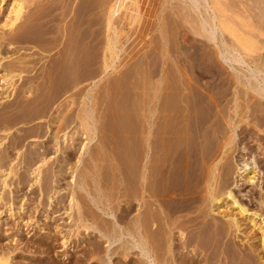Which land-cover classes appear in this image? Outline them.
<instances>
[{
	"label": "bare ground",
	"instance_id": "1",
	"mask_svg": "<svg viewBox=\"0 0 264 264\" xmlns=\"http://www.w3.org/2000/svg\"><path fill=\"white\" fill-rule=\"evenodd\" d=\"M55 1H63V0H0V14H1L0 16H2V19H0L1 21L0 22V108L4 112V115L0 116V132L4 133V136L0 139V146L2 145L1 142H3V140L7 138V136L9 135L10 131H12L14 125H16L18 122L27 124L35 120L40 121V119H42L47 114L48 108L52 106L54 101L55 100L57 101V98L65 95V98L63 99L65 102L59 103L60 104L58 105L59 108L57 109L58 107L57 106L54 109L55 116L54 117L52 116L50 118L48 122V126H46L47 127L46 130L50 131V134L49 132L48 134H49V139L52 140V146L56 147V151H55L56 153L58 152V150L59 151L61 150L60 145L64 143L62 153L65 157L64 159L61 158L64 161L63 162L64 166H60V167L57 166L59 167V170L57 171L58 175H55L57 181H59L60 177L63 180L65 178L64 175L67 173L70 176L71 180L73 179L75 180L74 168L76 169L79 167V164L81 165L84 163L81 161L84 157L83 156L84 154H88V156H90L94 162L90 164L91 165L93 164L92 166L93 167L95 166V168L89 167L88 162L87 161L85 162L87 163L88 170L91 168L89 172H91L92 168L96 169L95 172L99 174L98 176L100 177L102 176L103 178L102 177L101 178L103 180L105 178V180L108 181V183L106 184H109V181H111L112 178H115V176H113V174L110 173L111 170L114 168L111 169V167H113L112 165L113 163L111 164L112 166L111 165L108 166L107 163L108 158H110L112 162L114 163L116 162V164H114V167L116 168L118 174L121 175L118 177L119 179L123 180L125 174H126L125 177H127L128 174L127 172L129 170L131 171L130 172L131 175L137 176V174L135 173H139L140 166L137 164L141 162L140 159L143 158L142 152L144 150L146 151V149L148 151L151 150L152 152V155H150L151 157L150 161L148 159V162L150 163L152 162V164H150L151 166L148 164V166L151 167L148 170L152 169L150 171L152 172V174H150L148 171L149 173L148 175H151L152 177L150 179L151 180L150 190L152 191L151 194H154L155 192L154 194L155 212L152 208L151 210H148V208L146 207L147 210L145 214L143 213V215L141 216L137 213L139 216L136 218L134 217L133 224L131 225L129 224L126 228H124V231L127 234L135 235L137 237L138 242L135 245L133 244L132 247H128V245L122 243L121 246L119 247V249L122 250L121 253L122 258L123 257L126 258L128 256L127 250L133 248H141L140 254L143 256L142 247H139V245H141L147 247L151 251L152 256H154L155 263L166 264L164 259L162 258V255L165 252L166 253L171 252L172 247L175 245L174 244L175 241L177 240L181 241L179 243H182L181 247L185 249L186 244L184 238H185V234L187 233V231L185 233V230L187 229V227H189L188 225H190L189 224L190 221L185 222L186 220L182 221L183 219L181 220V218H183L184 216V219H188V220L190 219L188 218L189 217L188 215L193 214L192 210L195 207L194 205L197 202H199V198H200L201 199L200 205L195 207V208L198 207L197 213L199 215L198 214L197 215L202 217L203 220L206 219L207 217H210V219L212 220L211 223H213L212 225H214L213 228L214 227L216 228L214 229L216 230L215 233L219 230L218 228L221 226L222 228L220 229L222 231L220 232H222V236H226L230 228L233 227L235 231L242 232L244 238L246 239V242L254 241V240L259 242V244L256 243L258 245L251 243L250 253L256 258L259 264H264V208L262 209H255L253 207L250 208V205L248 207L237 197V195L229 188L228 186L229 184L227 183V180L225 178L226 177L225 175H227L228 171L226 173L219 172L220 170L223 171V162L221 161L222 164L218 166L220 159L218 161L216 160L221 151L220 150L219 152L217 151L218 155L214 156L216 154L215 152L216 150L214 149L216 145L214 147L209 142L210 140L208 142L207 140L206 142H203V140H205L204 138H206L205 136L207 135L206 134L207 131L203 132L202 129L203 128L205 129V126L207 124L206 122L208 119H210L204 112L206 110L205 107V105H207L206 103H210L208 102L209 100L205 103V100H203L204 97L202 98V96L204 95L201 96L200 89H197L200 90L199 91L200 93L194 90L196 94H193L194 92L192 93L190 92L192 94L190 96V94L188 93L189 90L186 88V92L185 90L184 92L188 93L189 96L186 94L181 95V91L176 86L178 84H173L172 80L167 82L166 80L163 79L165 82L163 86H161V82H155V85H153V83L150 82L153 77L152 76L153 74L151 75L150 73H152V71H156V69L154 68H153L154 70H150L151 72L149 74L144 73V71L146 70L140 71L139 69H134V71H132V74H134L133 75L134 79L131 81L129 80V78H131L130 77L131 73H129L127 69L129 66L126 65L127 68L126 67L125 68L127 70L121 69L122 71L121 70L118 71L117 68H115V67H119L116 66L115 63H117L116 61L118 60V58H120L121 55H123L121 53H123L128 46H131L134 43L133 42L134 40L139 39V38L136 39V37L140 36L141 38L140 34L142 32V24H144L146 17L148 16L147 15V13L149 12L148 9L153 8L151 7L152 6L151 1L133 0L134 6L132 7L131 10L132 13L129 14L125 9H123L124 7L123 5L126 2V0H86V5L78 8V9L83 8L82 11L84 12L86 18L83 16L81 17L80 15L77 18V13H76L77 10L76 11L72 10V5H71L72 3L71 1H69L65 5V8L61 11L60 17L54 18L56 16L53 15V12H55L54 10L57 8H53L52 6L54 5ZM188 1H190L189 6L197 14L199 21V27L197 30L194 31V34L207 40V42L213 43L212 45H214L215 48L213 49V51L215 50L222 60L230 61L239 66L244 65L246 69H249L250 71L249 77L254 79L255 84L249 83L247 89L252 90L253 92H255V94H257L261 98H264V63L260 62L261 56H264L262 55L264 53L259 54V52L257 51L258 47H259L258 49L264 50V48H262V46L264 45L260 47L259 46L260 43L259 41L257 42L255 37L256 33H258L260 37L264 38V30H261L255 25L252 27L248 25H244V26L238 25L237 22L234 21L235 15L232 16L233 15L232 13L231 14L228 13L229 8L226 5H224L223 3L224 0H188ZM55 5L56 6L59 5V7L60 5L62 6V4H55ZM234 8L235 7H232V9ZM60 9L61 8H58V10ZM71 11L76 13L74 15H76V18L78 20L75 23H73L74 21H71L72 23L71 24L69 23L68 26L67 24L68 21L66 22V19L71 14ZM154 12L155 9L152 11V14L150 13L151 15L148 17L152 19L154 16L153 14H155ZM137 13H139V15L141 14L140 15L141 17L138 16ZM137 16L139 18L136 21ZM236 19H238L237 16ZM238 20L241 22L240 19ZM165 21L166 20L158 18L157 30L161 34L165 33V26L167 25V24L165 25ZM98 24H102L104 27L102 38H98V36L100 35L98 31L95 32L96 30L94 31V29H91L93 26ZM125 26L127 27L125 28ZM84 27H86V29H84ZM124 29H126V31H124ZM253 32L255 33L253 34ZM178 34H179L178 40H180V42L185 44L188 40L187 33L185 31H180ZM225 36L228 37V41L225 39ZM128 37H130L129 40H127ZM125 39L127 41H125ZM168 42L170 43V40ZM2 43L4 44L6 43L7 47H11L16 44L26 43L28 47H20V48L17 47L16 49H14L13 47L12 48L13 50L11 49L12 51L11 50L4 51L5 54L3 56L2 55L3 53H1L3 52L1 51L3 45ZM254 45H255V50H254L255 52L252 51ZM21 48L28 51L33 48H36L38 53L50 54L51 52H55L57 54V57H55L54 59L49 58L48 60L49 62L51 60L52 61L49 63V67L46 66V68H48L47 78L45 77L46 73L45 75H43L45 77V78L43 77L44 80L46 81L47 79V83L45 82L47 85H44L46 87H44L42 83L41 86L40 84L36 83V81L41 77L38 76L37 78V76H32V77L27 76L28 74L32 73L34 70L37 69L36 64H38V62L41 59L42 60L44 59L45 57L43 56L44 54L41 55V57L39 56L40 58L38 60L35 59L37 57L36 56L37 54L35 53L37 52L34 53L26 52L24 54L22 53V55L21 54L17 55V53ZM133 50L134 48L132 49V51ZM31 57L34 59V61H32L33 59L30 60ZM46 65H48V62L46 63ZM179 69L181 68L179 67ZM169 73L168 74L165 73V75L166 74L169 75ZM172 73L174 74V72ZM217 73L220 72L218 71ZM221 74L223 73L221 72ZM219 75L220 74H218L217 76ZM111 76L112 78L109 80L108 78ZM88 79L91 80L92 85L87 90L85 89L86 91L83 94V96L80 98V104L78 105L77 112L75 114V118L79 122V128L78 129L76 128L77 130L74 131L70 136H68V132L66 133V131L64 132V130L67 129L71 124V114L73 112V108L76 102L74 96H66V95L72 94L75 96H80V94H82V92L84 91L81 88V86H83L81 83H85L86 80L90 81ZM200 79L201 78H199V80ZM168 80H170V78ZM101 82L105 83L104 89L107 97L110 98L111 96H113V98L111 97L113 103L111 104V106L112 105L113 106L111 107L110 104L107 103L105 108L106 111L104 110L105 112L102 114V118L100 120L101 127H99V129L101 128V130L99 131L97 130V132L102 133L101 134L102 141L100 140L101 142L99 144L98 142H96L97 145L94 142L95 145L94 149H96L97 146V150L93 153V151L91 152L90 148L93 146L94 139L95 138L97 139V137H95V134L97 133L96 132L97 127H94L95 122L92 118L96 107L95 105H97L98 103L96 104L95 101L92 103L91 100L93 97L92 95L93 90ZM183 83H185V81ZM192 83L190 85L194 84ZM197 84L198 83H196V88H197ZM42 86L43 88H41ZM79 86L81 89L79 88ZM45 88L46 91H44ZM34 91L36 92L35 94L33 93ZM191 91H193V88L191 89ZM31 96L32 98L30 99ZM13 97L19 98V102L16 98V101L18 102L16 103V105H14L15 103L10 102L11 98ZM35 100L38 101V104L43 103V105L39 108V110L37 108L36 110L34 109L32 110L31 108L33 106L29 108V106L33 104V101ZM152 101H155V108L152 107L151 109H153V111H151V113H148V115L147 114L145 115V113H143V111H145L143 110L145 108V102H152ZM18 107H20L19 110ZM15 109L17 111H15ZM30 109L31 111L28 112ZM13 111H15V113H19V115L15 114L16 117H14L15 115L13 114L10 115L9 113ZM153 114L155 115V131L152 130L150 131L151 128H148L149 131L147 132V135L145 134V139H144L143 129L145 128L143 127V125L146 123L145 124L146 127L154 126L151 125V123L153 122L151 123L149 122V119L152 117ZM143 115H145L144 118L146 117V119H143L144 121L142 125ZM246 124H248L247 121ZM240 125L241 124H239L238 126L240 127ZM35 126L36 127L33 133L30 134V136L32 137V135L34 134L33 135L34 137L35 136L40 137L39 131H41V125L39 124ZM236 127L237 126H232L230 128L231 136L227 138V140L228 139L229 140L228 141L226 140L225 146L229 144L231 137H232L231 139H234L235 136L234 130L236 129ZM26 131L29 132L27 129ZM26 131L23 130V132H25L24 134L22 131L20 132L23 135L19 137L17 141L14 140L13 142L10 141L14 144L13 146L5 147L7 148L5 150V155L4 152L3 155L0 154L1 155L0 173L3 174L2 175L3 179L1 180V188L3 189V191L0 192V203H2V201L4 200L3 198L4 189L9 186L7 183L8 182L7 179H11L15 177L17 171L20 169V164H22L19 161L22 157L18 156L20 159L16 158L15 161L13 157L10 156L8 157L9 151L7 150L10 149L12 151L14 150L16 151L17 154V150L19 149L17 148L16 150V146H18L19 144L21 145L22 139H23L22 142H24V139L30 137L26 134L27 133ZM61 132L64 133H62V135L58 137V135ZM208 133H210L209 130ZM225 135L226 134H223L222 137L225 138L226 137ZM15 137H17V135ZM15 137L13 138L16 140ZM141 138L145 140L144 142L146 143L149 142L146 144L147 146L143 145L146 148L142 147L141 149V145L145 144L143 142L141 143ZM58 139L60 140L58 141ZM212 139L213 137H211V140ZM218 139L216 138V140ZM225 139H223V141ZM214 140L215 139H213V141ZM69 141H70L69 143L70 145L68 144ZM97 141H99V139H97ZM46 142H48V139L46 140ZM40 144H42V142H40ZM214 144H216V142ZM70 147H72L71 148L72 151L74 150V152H79V156L77 155L76 162H74L73 164H70V160L72 157L71 155L72 153L69 152ZM219 148H217V150ZM257 148H259L262 151V153H264V147H261V145L258 143H257ZM230 149L231 147L229 148V151ZM26 150L32 152L30 153L29 151H27L29 152L28 155L24 151L25 154L30 157H28V159L25 161L24 159L22 160L23 162L22 165L32 175L30 182L29 183L27 182V184L29 187H31L34 184L36 186L40 185L39 183L41 181V178L43 177L42 176L44 170L43 168L47 163H49L47 161L49 160V155L46 151L42 153L38 152L39 153L38 154L31 149L27 148ZM140 154H142V156ZM139 155L141 156L140 159L137 158ZM1 157H3V159H1ZM90 157L88 160H90ZM4 158H10V159H7V161H3ZM133 158L135 160L137 158V160L140 161H138L137 163L133 161L134 160ZM1 160L3 163L5 162V164H3ZM3 167L4 169H2ZM217 167H219L220 170H218V172L216 173ZM81 168H82L81 169L82 172L79 173V177H81V179L85 178L86 180V178L89 177V174L91 175V173H88V170L86 168L85 170H87L86 172L88 173V176L86 177L87 173L83 170L84 167L81 166ZM236 168H237V173L241 172L242 174H244L242 175V179H241L243 180L244 183H247L249 185L251 184V186L255 188L259 187V181L261 179L260 170L256 166V163L252 157L247 161L242 160L239 165H236ZM126 169L128 170L127 172H125ZM136 169H138L137 172ZM144 169H147V167L143 168V170ZM122 171L124 173V176ZM112 172L114 173V175L115 174L117 175L115 171L112 170ZM141 172L143 171H141L140 169L139 174H141ZM143 173L141 175H145ZM110 174H112V178ZM92 175L95 176L97 174L94 173ZM139 176L140 175H138L137 177ZM145 177H147V175ZM101 178L99 179L98 177L97 179L101 180ZM128 178L129 180L125 178L128 181V183H125L124 185L130 184L129 183L130 180L132 182V179L134 178L136 179V177L131 178L130 174ZM147 178L149 180L150 177L148 176ZM147 178H145L146 181L144 178L142 179L143 181H145L144 183L147 182ZM125 179L123 180V182L125 181ZM135 179L133 181H135ZM137 179L138 181H136L135 184L134 183L130 184V188L133 190L136 189L137 191H140V193H142L140 188L142 187V185L140 184L141 186L140 187L138 186L139 185L138 182L140 180L139 178ZM105 180L104 182H107ZM122 180L121 181L119 180V182H122ZM114 182H116V180ZM133 184L136 185V187L138 186L139 189L133 187ZM147 184L149 185L150 181L149 183L147 182ZM111 185H114V183L109 185L110 187L114 188V186ZM143 186L145 187V184H143ZM57 189H59L57 192L55 190H54L55 192L53 191L54 192L53 196H55L54 194H58V192L63 190L60 187H58ZM111 189H109V191H111ZM146 189L148 190V188ZM145 190L143 189V191ZM137 191H132V192L138 193ZM201 192H204L203 195ZM113 193L114 192L112 190V192L110 194L108 193V195L106 196L107 197L109 196L110 199L112 200L114 199V197L111 198V196H113L112 195ZM148 193L150 194V192ZM75 197L76 196L74 195V193L68 195V204L64 205V212L67 213V218L71 220V222L72 221L75 222L74 220L75 218L73 217L75 209H77L78 214L81 213L80 206L78 204V201L76 200L77 197L76 198ZM109 197L108 200H110ZM21 201H22L21 199L18 201L17 213H19L20 210H23L24 208L23 205L21 204L22 203ZM139 201L140 200H138V202ZM191 206L194 207L190 209ZM112 210L114 212H117L118 208L113 207ZM8 213L10 217L15 216V214L17 215V213H14L11 210H9ZM1 214L2 213L0 212V221L2 219ZM214 215L219 216L222 220H224L223 221L224 224L221 223L216 224ZM194 218H192L193 220L191 219V222L194 221ZM86 221L87 222L90 221L91 225L93 224L95 229L101 232L102 237H104L106 240L107 246H109V244L112 241H120V238L122 237L121 236L122 232H118L116 226L114 227L113 225V228H111L108 226L109 224L108 225L105 224L104 221H96L93 216L90 219H86ZM196 223L194 222V224ZM206 223H208L205 224V226H207L206 233H208V230L211 229V227L208 229L210 222L206 221ZM209 232L211 233L208 234H212L213 236L214 232L212 233V230H209ZM255 232L258 233L259 235L257 236ZM198 234L199 236L197 235L196 237L197 239L199 237L197 244L204 243V242H199L200 238L202 240V237H200L201 233ZM204 234L203 237L208 236V234L205 235ZM209 237L211 236L209 235ZM205 239H209V238H203V240ZM1 240L2 239L0 237V243ZM16 242H19V240L17 241V238L15 240V243ZM20 244H22V242ZM1 245H0V249H1ZM236 245L238 246V244ZM10 248H12V250L6 248V250L2 249L0 251V264H21L22 260H20V257L16 254L15 252L16 248L15 249H13V247ZM96 249L95 250L93 249L91 254L89 253L90 260H92L94 257L96 259V254L98 251V250L96 251ZM229 250L230 249H228L229 255L230 257H232L233 253ZM246 254L248 255V253ZM249 257L250 256L245 258L246 260L242 261L241 263L252 264V261ZM31 261L33 264H42L40 260L33 259ZM24 262L27 263L26 260H24ZM100 264H102V262H100Z\"/></svg>",
	"mask_w": 264,
	"mask_h": 264
},
{
	"label": "rangeland",
	"instance_id": "2",
	"mask_svg": "<svg viewBox=\"0 0 264 264\" xmlns=\"http://www.w3.org/2000/svg\"><path fill=\"white\" fill-rule=\"evenodd\" d=\"M69 1H71V3H72L71 4L72 10L73 11L77 10L76 11L77 18L79 17V15L81 17L83 16L86 18L84 12L82 11L83 8L78 9L81 6L83 7L86 5V0L55 1L54 5L55 4H62L63 7L61 5H60V7H59V5H57L58 7L56 5L52 6L53 8H57L54 10L57 14L55 12H53V15L56 16L54 18L60 17L61 11L65 8V5ZM150 1H151V5H152L151 7H153V8L150 7L151 9H148L149 12L147 13V15L150 16L152 14V11L155 9V12H154L155 14H153L154 15L153 18L151 19L148 16L146 17L144 24H142V32L140 34L141 38H140V36L136 37V39H138V38L139 39L134 40L133 41L134 43L131 46L127 47V49L125 50L126 52L124 50H123L124 52L122 51L123 53H121V54H123V55H121V57H120L121 59L118 58V60L116 61L117 63H115V65L119 66V67H115V68H117L118 71L121 69L122 70L128 69L129 73H131V76H130L131 78H129L130 81L134 79L133 78L134 74H132V71H134V69H139L140 71L146 70V71H144L145 74H149L151 72L150 70L156 69V71H152V73H150L151 75L153 74L152 75L153 77H152V79L150 78L151 81L150 80L149 81L151 83H153V85H155V82H161V86H163L165 83L164 80H166L167 82L172 80L173 84H178L176 86L181 91V95L186 94L189 96V94H190V96H191L192 92H194L193 94H196L195 91L198 93L201 92L200 93L201 96L204 95V96H202V98L204 97L203 100H205V103L208 100H209L208 102H210V103H206L207 105L204 104L206 107V110L204 112L208 116V118H210V119L207 120V122H206L207 124L205 126V129L204 128L202 129L203 132L207 131V133H206L207 135L205 136L206 138H204L205 140H203V142H206V140L208 142L210 140L209 142L214 147L216 145V147L214 148L216 150L215 151L216 154L214 156L218 155L219 150L221 151L216 161H218L220 159L218 166L220 164H222V162H223V171H221L219 169V167H217L216 173L218 172V170H220L219 172H222V173H226L228 171L227 175H225L226 176L225 178L227 180V183L229 184L228 185L229 188L237 195V197L243 203H245L248 207L250 205V208H252V207L255 209L264 208V153H262V151L259 148H257V143L260 144L261 147H264V98H261L260 96L255 94V92H253L252 90L247 89V86L249 83L255 84L254 79L249 77V73H250L249 69H246V67L244 65L239 66V65L232 63L230 61L222 60L219 57V55L217 54V52L215 50L213 51V49H215L214 45H212L213 43L207 42V40H205L202 37L194 34V31L197 30L199 27V21H198L197 14L189 6L190 1H188V0H150ZM153 1H155V2H153ZM75 3L77 4V6ZM223 3H224V5H226L229 8L228 13H230V14L232 13L233 14L232 16L235 15L234 21L237 22L238 25H241V26L242 25L243 26L248 25L251 27L255 25L258 28H260L261 30H264V0H224ZM232 3H233V5H232ZM123 6H124L123 9H125L127 11V13H129V14L132 13L131 10H132V7L134 6L133 0H126V2L124 3ZM232 7H235V8L232 9ZM58 8H61V9L58 10ZM75 8H77V9H75ZM78 10H81L82 13H81V11H78ZM73 11H71V14L66 19V22L68 21V23H67L68 26H69V23L70 24L72 23L71 21H74L73 23H75L78 20L76 18V15H74L76 13H74ZM137 15L140 16L141 14L139 15V13H137ZM138 16L136 18V21L139 18ZM236 16L238 19L241 20V22L238 19H236ZM158 18L166 20L165 25L166 24L167 25L165 26V33L164 34H161L157 30ZM0 19H2V16H0ZM257 23H258V25H257ZM126 27L127 26H125V28ZM84 29H86V27H84ZM91 29H94V31L96 30L95 32L98 31V33L100 34L98 36V38H102L103 29H104L102 24L95 25ZM145 30L146 31L148 30V31L146 32ZM124 31H126V29H124ZM180 31H185L187 33L188 40L185 44L180 42V40H178V35H179L178 33ZM254 33L255 32H253V34ZM255 37H256L257 42L259 41L260 47L262 45H264V38L260 37L258 35V33H256ZM129 39H130V37L127 38V40H129ZM225 39L228 41V37L225 36ZM127 40L125 39V41H127ZM169 40H170V43L168 42ZM168 43H169V46H168ZM2 44L3 45H2L1 51H3V52H1V53H3L2 54L3 56L5 54L4 51H6V50L10 51L13 47H14V49H16L17 47L18 48L28 47V45H26V43L16 44V45H13L11 47H7L6 43L5 44L2 43ZM133 48H134V50L132 51ZM258 48H257V51L259 52V54L264 53V50L258 49ZM262 48H264V46H262ZM3 49H5V50H3ZM21 49L19 50L17 55L18 54L22 55V53L24 54L26 52L27 53L37 52L36 48H33L29 51L22 49L23 52ZM254 50H255V45L253 46L252 51L255 52ZM35 54H37L36 55L37 57L35 59L38 60L41 57V55H43L44 53H38L37 52ZM262 55H264V54H262ZM43 56H45L44 59L43 60L41 59L38 62V64H36L37 69L34 70L32 73L27 75L30 77H32V76H37V78H38V76L41 77L36 81V83L40 84V86H41V83L43 84V86L47 85L46 84L47 79H46V81L44 80L45 77L47 78V74H48V68H46V66L49 67V63L52 61L51 60L49 62L48 61L49 58L54 59L55 57H57V54L55 52H51L50 54H44ZM33 58H34V56H33ZM33 58L31 57L30 60ZM125 60H127V61H125ZM32 61H34V59ZM43 61H44V63H43ZM47 62H48V65H46ZM260 62L264 63V56H261ZM212 63H214V64H212ZM126 65L129 67L127 68ZM179 67L181 69H179ZM44 69L46 70V72ZM198 69H200V70H198ZM216 69H218V70H216ZM182 70H184V71H182ZM41 71H42V73H41ZM164 71L167 74L169 72H171V73H169V75H171V76L166 74L167 75V77H166ZM216 71L217 72L219 71L220 73H217ZM172 72H174V74ZM221 72L223 74H221ZM45 73H46V75H45ZM41 74H42V76H41ZM218 74H220L221 76L220 75H219L220 77L217 76ZM43 75H45V77ZM111 78H112V76L109 77L108 79L110 80ZM169 78H170V80H168ZM199 78H201V79L199 80ZM88 80H90V79H88ZM187 80H189V81H187ZM184 81H185V83H183ZM191 83L193 85H190ZM196 83L199 84V85L197 84V88H196ZM81 84L83 85V86H81V88L84 91L82 92V94H80V96H75L72 94L66 95V96H74L75 102H76L74 105V108L72 106L73 112L71 114V124L69 125V127L67 129L64 130V132L65 131H66V133L68 132V136H70L74 131H76L79 128V122L75 118V114L77 112L78 105L80 104V98L83 96L85 91L88 88H90L92 85L91 80L90 81L86 80L85 83H81ZM188 85L191 87H189ZM43 86L41 88H43ZM104 86H105V83L101 82L96 86V88L92 92V95H93L92 100H91L92 103L94 101L96 102V104L98 103L97 105H95L96 107H95V111L93 113V118H92L95 122L94 127H97L96 132H97V130L98 131L101 130V128L99 129V127H101L100 126L101 125L100 120L102 118V114L106 111L105 108H106L107 103H109L110 106H111V104H113L112 100H111V97L113 98V96H111L110 98L107 97V95L105 93ZM198 86H199V88H198ZM214 86H215V88H214ZM44 87H46V86H44ZM79 88H80V86H79ZM186 88L189 90L188 91L189 94L185 93ZM192 88H193V91H191ZM197 89H200L201 91L197 90ZM184 90H185V92H184ZM213 90H214V92H213ZM44 91H46V88ZM33 93L35 94L36 92L34 91ZM253 96H254V98H253ZM13 98H11L10 102L15 103L14 105H16V103L19 102V98H17V97H13ZM16 98H17L18 102L16 101ZM31 98H32V96L30 97V99ZM64 98H65V95L57 98V101L55 100L56 102L54 101L52 106L48 108L47 114L43 117L44 119L42 118V119H40V121L35 120V121H33L31 123H27V124H24L22 122H18L16 125H14L12 131H10L7 138H5L3 140V142H1L2 145L0 146V154L3 155V152H4V155H5V150L7 149L5 147L6 146H13V144H14V143H12L13 140L17 141L18 138L21 137L25 133V132H23V130L26 131V129H27L29 132L26 131L27 132L26 134L28 136H30V134L33 133V131L36 127L35 125L40 124L41 125V131H39L40 137H38V136L34 137L33 136L34 134H33L32 137L30 136L27 139H24V142H22L23 141V139H22L21 145L19 144L18 146H16V150H17V148L19 149V150H17L18 155L16 154V151H14V150L12 151L9 148L10 150H7V151H9V152L11 151V152L10 153L8 152V157L9 156L13 157V159H15V161H16V158L18 159L19 158L18 156H20L22 158L21 159L19 158L20 159L19 161L23 164L22 160L24 159V161H25L28 159V157H30V156H28L29 155L28 153L30 151L26 150L28 148V149L34 150L36 153H38V152L42 153V152L46 151L49 155V160H47L49 163H47L45 165V167L43 168L44 169L43 173H42L43 177L41 178V181L39 183L40 185L36 186L34 184L31 187L28 186L27 182L28 183L30 182L32 175L30 174V172L28 170L25 169V167L22 164H20V169L17 171V174H16L17 177L19 176L18 179L16 176L11 178V179H7V181H8L7 183L9 186L4 189V193H3L4 200L2 201V203H0V212L4 215L3 216L1 214L2 219L0 221V237L2 239L1 243H0V245L2 244L0 251L2 249L6 250V248H8L9 250H12V248H10V247H13V249H15V248L17 249L20 247L17 250L15 249V252L20 257V260H22L21 264H29V263L31 264L32 263L31 260H33V259L40 260L42 264H49V263H51V264H100V262H102V264H127V263L128 264H157V263H155V259H154V256H152L151 251L145 246L139 245V247H142L143 256L140 254L141 248H133V249L127 250L128 256L126 258L121 257L122 250L119 249V247L121 246L122 243L128 245V247H132L133 244L135 245L138 242L137 237L135 235H129L124 231V228H126L129 224L130 225L133 224L134 217L136 218L139 215L142 216L143 213L145 214L147 208H148V210H151V208H152L155 212V195H154L155 192H154V194H151L152 191L150 190L151 189V180L150 179L152 177H151V175H148L149 173L152 174V172H150L152 169L148 170L151 168L150 164H152V162L151 163L148 162V159L150 161V158H151L150 155H152L151 150L148 151L146 149V151L145 150L143 152L140 151L143 154V158L140 159L142 154H140L141 156L139 155L137 157L141 160V162H139V163H138V161H140V160H137V158L135 160L133 158L134 159L133 161L137 162L138 163L137 165L140 166L141 171L145 172L147 170L145 173L141 172V174L143 173L145 175H141V174H139L140 169L138 166L139 173H135V174H137V176L140 175L141 178H140V176L137 177V176L131 175V173H130L131 171L130 170L128 171L127 169H126V171L123 170L125 172L128 171L127 177H125L126 174L124 176V173L122 171L123 176H124V178L122 176L123 180L125 178H127V180H129V178H128L129 174H130L131 178L132 177H136V179L139 178V180L141 182L143 181L142 180L143 178L145 179L148 176L150 177L149 180L147 178V182L149 183V181H150V184H149L150 186L147 184V182L144 183L146 181V179L142 183L140 181L138 182L139 185L138 184L137 185L139 187L142 185V187H140L142 193H140V191H137L135 189V188L139 189L138 186L136 187V185H134L135 182L138 181V179L136 180L134 178L135 181H133L134 179H132V182H131V180L129 181L130 184L134 183L133 187H135L134 188L135 190L130 188V184L124 185L125 183H128V181L125 179L126 182L125 181L123 182L122 179L118 178L121 175L118 174L116 168L114 167V164H116V162L115 163L112 162L110 158H108L107 163H108V166H110L113 163L112 164L113 167H111V169L114 168L112 170L115 171L117 173V175L116 174L114 175L112 170L110 173H112L116 179L112 178V174H110V175H111V178L113 180L114 179L116 180V182H114L115 180L113 181L111 179V181H109V184H106V183H108V181L105 180V178H104V180L107 181V182H104V180L102 179L103 177L101 176L102 177L101 178L100 176H98L99 174L97 172H95L96 169H93V168H95V166L93 167L92 166L93 164L92 165L90 164L93 162V160L90 156H88V154H84L83 155L84 157L81 160L82 162H84L83 164H85L86 166L83 164H81V165L79 164L78 168H76V169L74 168L75 180L74 179L71 180L70 176L67 173L64 175L65 178L63 180L60 177L59 181H57V178L55 175H58L57 171L59 170V167L64 166L63 159L65 156L62 153L64 143L60 145L61 150L60 151L58 150V152L56 153L55 152L56 147L52 146V140L49 139L50 131L46 130V128H47L46 126H48V122H49L50 118L52 116L53 117L55 116L54 109L58 105H60L59 103L65 102L63 100ZM205 98H207V99H205ZM110 101H111V103H110ZM113 101H114V99H113ZM211 102H212V104H211ZM34 103H35V105H34ZM42 105H43V103L38 104V101L35 100V101H33V104H31L29 106V108H31V106H33L31 108L32 110L33 109L36 110V108L39 110V108ZM98 106H99V108H98ZM149 107H150V110H149ZM152 107L155 108V101L145 102V108L143 109L145 111H143V113H145V115L146 114L148 115V113H151V111H153V109H151ZM19 108L20 107H18V110H19ZM58 108H59V106L57 107V109ZM16 109H15V111H17ZM31 109L28 112H30ZM57 109H56V111H57ZM15 111L10 112L9 114L10 115H12V114L13 115H15V114L19 115V113H15ZM0 112H1L0 116H3L4 112L1 108H0ZM145 115L142 116V125H143V121H144L143 119H146V117L144 118ZM243 115H245V116H243ZM14 117H16V115ZM147 117H149V116H147ZM151 118H150L151 121L149 119V122L150 123L153 122V123H151V125H154V126H152V127L147 126L146 127V125H145L146 123L144 122L145 123L143 125V127L145 128V129H143L144 139H145V134L147 135V132L149 131L148 128H151L150 131L151 130L155 131V115L153 114ZM246 121L248 122V124H246ZM94 122H93V124H94ZM218 122H219V124H218ZM239 124H241L240 127L238 126ZM231 125L237 126L236 129L234 130L235 136H234V139H231L232 138L231 137L229 144H227L225 146L227 138L229 136H231V131H230V128L232 127ZM219 126H220V128H219ZM20 128H21V131L23 132V134L20 133L21 132ZM146 129H148V130H146ZM18 130H19V133H18ZM208 130L210 131V133H208ZM45 132H46V134H45ZM48 132H49V134H48ZM64 132H61L58 135V137H60L62 135V133H64ZM213 133H214V135H213ZM101 134L102 133H99V132H97L95 134V137H97V139H99V141H97V139L95 138L93 141V146H92L93 148L90 146L91 152L93 151V153L97 150V146H96V149H94V147H95L94 142H95V144H96V142H98V144H99L102 141V135ZM209 134H211V135H209ZM223 134H226L225 135L226 139L224 137H222ZM16 135H17V137H15ZM3 136H4V133L0 132V139ZM208 136H210V137H208ZM13 137H15L16 140ZM211 137H213V139H215V140L214 141H213V139L211 140ZM214 137H216L217 139L219 138V139L216 140V138H214ZM74 138H75V136H74ZM47 139H48V142H46ZM144 139L141 138V143L142 142L145 143V144L141 145V149H142V147L147 146L146 144L149 143V142H147V143L144 142L145 141ZM223 139H225V140L223 141ZM59 140L60 139H58V141ZM10 141H12V142H10ZM212 141L214 143L216 142V144H214ZM218 141H220V142H218ZM40 142H42V144H40ZM221 142H222V144H221ZM6 143H8V144H6ZM69 143H70V141L68 142V144ZM230 147H231V149L229 151ZM47 148H48V150H47ZM71 148L72 147H70V150L72 151ZM144 148H146V147H144ZM217 148H219V149L217 150ZM58 149H59V147H58ZM1 150H2V153H1ZM70 150H69V152L72 153L70 164H73L74 162H76L77 155L79 156V152H74V150L71 152ZM24 151L28 155H26ZM27 151H29V152H27ZM30 153H32V152H30ZM14 154H16V155H14ZM225 156H227V157H225ZM89 157H90L91 162H90V160H88ZM248 157H249V159L251 157L254 159L256 166L260 170L261 179L259 181V187L258 188L252 187L251 184L249 185L247 183H244L243 180H241L242 175H244V174H242L241 172L237 173L236 165H239L242 160H246V161L249 160ZM61 158H63V159H61ZM1 159H3V157H1ZM7 159H10V158H4L3 161H7ZM86 161L88 162L89 167H93L92 170L94 171L95 174H97V175H95L97 177L92 175V174H94L92 170H91V172H89L91 168L88 170L87 163H85ZM109 161H111V162H109ZM1 162H2V160H1ZM82 162H80V163H82ZM3 164H5V162ZM140 164H142V165H140ZM148 164L150 166H148ZM57 166H59V167H57ZM81 166L84 167L83 170L85 172L88 170V173H91V175L89 174V177H87L88 173L86 172L87 175L85 173V175L87 177L86 180H85V178L84 179L82 178L83 179L82 180L81 177H79V173L82 172ZM47 167H49V168H47ZM146 167H147V169H144L145 170L144 171L143 168H146ZM86 168H87V170H85ZM226 168H227V170H226ZM2 169H4V167ZM109 169H110V167H109ZM138 169H136V172ZM224 169H225V171H224ZM148 171H149V173H148ZM2 175L3 174L0 173V192L3 191V189L1 188V180L3 179ZM146 175H147V177H145ZM142 176H143V178H142ZM227 176H228V178H227ZM98 177H99V179L101 178L102 181L97 179ZM119 180L120 181L122 180L123 183L119 182ZM110 182H112V183H110ZM55 183H56V185H55ZM113 183H114V185H111V186H114V188L109 186L110 184H113ZM143 184H145V187L148 188L149 191L143 186ZM126 186L129 187L130 189L127 188ZM56 187L57 188L60 187L63 190L58 192V194H54L55 196H53V193L55 191L57 192L59 190ZM109 189H111V191H109ZM143 189L144 190L146 189V190L143 191ZM98 190H100V191H98ZM112 190L114 193L112 194L113 196H111V198L114 197V199L111 200L110 197L108 196L110 199V200H108V197L106 195H108V193L110 194L112 192ZM129 190L131 192L137 191L138 193L134 192L135 194H137V195H135L133 192L131 193ZM101 192H102V194H101ZM148 192H150V194ZM71 193H74V195L77 197L76 200L78 201V204L80 206V212H81L78 214L77 209L74 210L75 216L73 215V217L75 218L74 219L75 222H73V221L71 222V220H69L67 218V213L64 212V205L68 204V195H70ZM130 193L132 194V196ZM201 193L203 195L204 192H201ZM153 195H154V197H153ZM260 195H261V197H260ZM150 196H151V198H150ZM128 197H129V199H128ZM20 199L22 200L21 204L23 205L24 208H23V210H20L19 213H17L18 212V210H17L18 201ZM138 200H140V201L138 202ZM200 203H201V199L199 198V202H197L194 206L196 207V206L200 205ZM139 205H140V208H139ZM194 206H191L190 209H192ZM113 207L118 208V211L114 212L112 210ZM195 207L192 210L193 214L188 215L189 216L188 218H190L189 220L184 219V216H183V218H181V220L183 219L182 221H185V220H186L185 222L190 221V223H189L190 225H188L189 227H187V229L185 230V233L187 231V233L185 234V238H184L185 244H186L185 249H183L181 247L182 243H179L181 241H179V240L175 241V243H174L175 245L174 244H173L174 246L172 245L173 247L171 249V252L170 253L165 252L162 255V258L164 259L166 264H211V263H213V264H242L241 262L246 260L245 258H247L248 256H250L249 258L251 259L252 264H259L258 261L256 260V258L250 253L251 243L258 245L259 242H257L256 240L246 242V239L244 238V235L242 234V232L235 231V229L233 227L230 228V230L226 236H222V232H220V231H222L220 229L222 227L220 226L218 228L219 230L217 229L219 231V232L218 231L216 232L218 234L217 235L215 233L216 230H214L216 228L215 227L213 228L214 225H212L213 223H211L212 220L210 219V217H207L206 219L203 220L202 217L198 216L199 215L197 213L198 207L197 208H195ZM9 210L13 211L14 213H17V215L15 214V216L10 217L9 213H8ZM138 210H139V212H138ZM135 215H137V216H135ZM19 216H20V218H19ZM92 216L94 217V219L96 221H104L105 224H107V225L109 224L108 226L111 228H113V225H114V227L116 226V229L118 230V232H122V234H121L122 237L120 236L122 239L120 238V241H112L109 244V246H107L106 240L104 237H102L101 232H99L97 229H95L93 224L91 225L90 221L89 222L86 221V219H90ZM194 217H196V218H194ZM192 218H194L193 222H191ZM218 218H220V217L215 216L216 224H220V223L224 224V222H223L224 220H222L221 218L220 219H218ZM15 221H17V222H15ZM206 221L210 222L208 229L211 227V229H209V230H212V233L214 232L213 236H212V234H208V233H211V232H209V230H208V233H206L207 232V228H206L207 226H205V224H208V223H206ZM194 222L195 223L197 222V223L194 224ZM202 228H203V230H202ZM198 233H201L200 237H202V240L200 238L199 242H204V243L207 242L206 244H204V243H201V244L198 243L197 244L199 237H198V239L196 237H197V235L199 236ZM202 233L208 234V236L206 235L207 237H203ZM256 234H257V236L259 235L258 233H256ZM209 235L211 237H209ZM191 237H192V239H191ZM16 238H17V241L19 240V242L15 243ZM203 238H209V239L203 240ZM49 241H51V242H49ZM219 241H221V242H219ZM21 242H22V244H20ZM256 243H258V244H256ZM236 244H238L239 248ZM227 245H228V247H227ZM229 246L230 247L232 246V247L230 248ZM226 248H227V250H226ZM93 249L94 250L96 249V251L98 250L97 254H96V259L94 257L93 258L94 260L93 259L90 260L89 253L91 254ZM228 249H230L229 251H231L233 253L232 257L234 259L232 257H230ZM239 250L240 251L242 250V251L240 252ZM245 252L248 253V255ZM83 254H84V256H83ZM24 260H26L27 263L24 262Z\"/></svg>",
	"mask_w": 264,
	"mask_h": 264
}]
</instances>
